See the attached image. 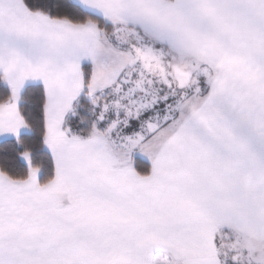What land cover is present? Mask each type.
<instances>
[{
  "label": "snow or ice",
  "instance_id": "snow-or-ice-1",
  "mask_svg": "<svg viewBox=\"0 0 264 264\" xmlns=\"http://www.w3.org/2000/svg\"><path fill=\"white\" fill-rule=\"evenodd\" d=\"M0 264H264V0H0Z\"/></svg>",
  "mask_w": 264,
  "mask_h": 264
}]
</instances>
